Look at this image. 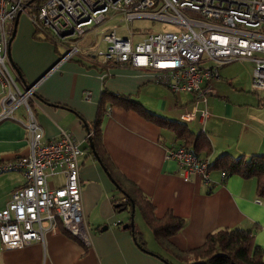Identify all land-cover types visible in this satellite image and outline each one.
<instances>
[{"label":"crops","instance_id":"crops-1","mask_svg":"<svg viewBox=\"0 0 264 264\" xmlns=\"http://www.w3.org/2000/svg\"><path fill=\"white\" fill-rule=\"evenodd\" d=\"M20 21L10 60L16 72L15 66L23 75L25 81L17 73L22 88L36 85L30 107L37 124L50 140L60 137L63 131L70 132L87 152L81 163L82 206L91 245L85 246L56 225L48 228L44 245L33 243L23 249L5 250L0 239V264H184L163 250L151 231L137 229L136 225L134 230L126 228L137 213L133 217L130 210H117L125 197L91 153L89 139L105 90L131 97L149 112L171 121H181V115L192 109L193 96L176 95L156 84L152 72L101 65L102 60L85 47L80 48V57L60 63L64 52H59L54 43L40 40L26 17L22 24ZM84 36L78 39L79 45L85 43ZM225 67L220 78L212 82L216 95L209 97L212 116L204 125L212 153L201 156L211 163L222 155H264V96L252 92V73L242 74L234 65ZM245 74L249 77H243ZM1 104L0 85V112ZM15 117L0 121V162L28 152V130L20 123L28 120L26 108L20 107ZM186 124L195 134L202 132L199 118ZM102 131L103 144L117 171L152 202L155 216L161 219L171 211L185 221L183 229L170 238L177 252L203 246L210 234L221 229L249 231L259 225L255 244L264 253V199L257 196L256 178L215 170L209 182L201 178L186 180L181 166L166 159L167 150L180 146L181 141L172 131L133 110L108 106ZM56 181L63 182V178ZM23 183L20 173L0 175V211ZM136 237L146 251L139 247Z\"/></svg>","mask_w":264,"mask_h":264},{"label":"built area","instance_id":"built-area-1","mask_svg":"<svg viewBox=\"0 0 264 264\" xmlns=\"http://www.w3.org/2000/svg\"><path fill=\"white\" fill-rule=\"evenodd\" d=\"M31 1L0 0V121L16 120V111L25 107L28 120L20 123L27 128L30 141L26 154L0 162V175L24 177L23 185L0 211V239L5 250L44 245L48 228L60 220L88 247L91 239L84 223L81 182V163L87 152L68 131L54 140L44 136L30 107L36 85L22 88L11 64L8 25L25 14L40 40L64 48L60 63L80 57L78 39L115 18L127 25L149 18L174 26L172 32L149 33L138 42L133 41V33L124 38L117 29H106L102 39L108 50L101 54V65L149 71L156 84L176 95H192V109L180 120L191 123L199 118L205 133L204 125L212 116L208 100L216 95L212 82L220 78L223 67L251 62L252 92L264 96V0ZM166 159L181 166L186 180L210 181L211 162L185 146L167 150ZM59 177L63 182L56 181Z\"/></svg>","mask_w":264,"mask_h":264},{"label":"trees","instance_id":"trees-1","mask_svg":"<svg viewBox=\"0 0 264 264\" xmlns=\"http://www.w3.org/2000/svg\"><path fill=\"white\" fill-rule=\"evenodd\" d=\"M42 1L38 0L36 4H40ZM13 28L14 23L10 27V34H12ZM15 68L20 70L17 66ZM20 79L24 80L22 74ZM25 86L28 87L27 84ZM108 106L133 110L147 121L172 131L177 140L181 141L180 146H185L199 158H202V153L209 157L212 153V146L204 132L195 134L186 123L171 121L151 113L137 100L105 90L101 96L94 132L90 138L94 146V150H91V153L99 161L113 183L123 193L124 199L127 200L122 204H117V210H130L133 214L132 206L134 205L135 213L137 211L140 212L144 223L152 232L157 244L184 264H264L263 250L255 244V234L260 230L259 225L249 231L240 228L218 230L207 237L203 246L186 253L177 252L174 249L170 243V238L183 229L185 221L174 216L171 211L167 212L163 218L158 219L155 216V207L152 202L143 195L135 184L117 171L103 144L102 123ZM210 169L212 171L224 170L231 176L238 175L245 179L256 178L258 180L257 196L264 199V155L241 156L239 158L222 155L211 163ZM57 225L64 234L74 238L64 228L60 220H57ZM136 239L139 247L146 251L142 241H139L137 237Z\"/></svg>","mask_w":264,"mask_h":264},{"label":"rangeland","instance_id":"rangeland-1","mask_svg":"<svg viewBox=\"0 0 264 264\" xmlns=\"http://www.w3.org/2000/svg\"><path fill=\"white\" fill-rule=\"evenodd\" d=\"M21 24L23 20L25 19V14L21 15ZM120 18L116 21H111L103 26L98 28V31H94L93 33H90V35H86L83 38L86 39L85 43L81 41L79 47L82 49L85 47V49H89L91 52H94V55L103 60V56L101 54H105L108 50V44L103 41L102 39V33H104V30L106 29H118L119 35L123 36L124 38L128 37L131 33H133V41L138 42L141 40V38L144 37V35L149 33H160V32H172L175 30L174 26L169 25L167 23H163L160 21H155L153 19H136L132 23H129L127 25L126 22L121 23ZM12 24V23H11ZM11 24L8 25V29L10 30ZM129 28V29H128ZM59 52H65L64 48L59 47ZM236 67V70L240 73H252L253 72V65L251 63H234L231 64ZM230 65V66H231ZM229 66V65H228ZM226 68V67H225ZM221 76H223V73H221ZM243 77L248 78L249 76L247 74L243 75ZM229 79V78H228ZM252 80V78H251ZM226 81V80H224ZM235 84H238V79L235 81ZM21 85V83H20ZM22 87V85H21ZM83 148V147H82ZM84 149V148H83ZM136 216L134 218V225H136L137 229H145L147 232H150L149 228L146 226V224L143 222V219L140 215V212H136ZM138 232V236H140ZM152 235V233L150 232ZM153 236V235H152ZM180 264V263H177Z\"/></svg>","mask_w":264,"mask_h":264},{"label":"water","instance_id":"water-1","mask_svg":"<svg viewBox=\"0 0 264 264\" xmlns=\"http://www.w3.org/2000/svg\"><path fill=\"white\" fill-rule=\"evenodd\" d=\"M36 0H32L30 2V4H32L33 2H35ZM20 17H21V13L17 16L15 22H14V28H13V31H12V34H11V37H10V41H9V44H10V48H11V45H12V42L13 40L15 39L16 37V34H17V29H18V23H19V20H20ZM18 70V69H17ZM18 75L21 76V72L20 70H18ZM89 143H90V149L91 150H94V146H93V143L92 141L89 139ZM133 214L132 216L134 217L135 215V206L133 205ZM126 228H131L132 230H134V221H132L129 225L126 226Z\"/></svg>","mask_w":264,"mask_h":264}]
</instances>
